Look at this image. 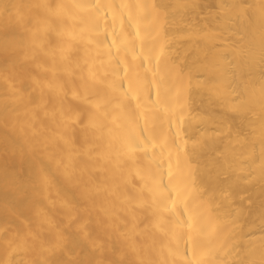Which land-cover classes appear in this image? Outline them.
Here are the masks:
<instances>
[{"label": "bare ground", "instance_id": "6f19581e", "mask_svg": "<svg viewBox=\"0 0 264 264\" xmlns=\"http://www.w3.org/2000/svg\"><path fill=\"white\" fill-rule=\"evenodd\" d=\"M0 264H264V0H0Z\"/></svg>", "mask_w": 264, "mask_h": 264}]
</instances>
